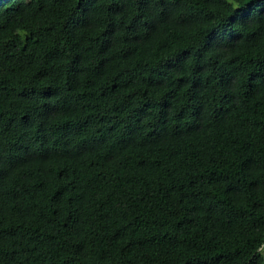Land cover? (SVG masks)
<instances>
[{
  "label": "trees",
  "instance_id": "obj_1",
  "mask_svg": "<svg viewBox=\"0 0 264 264\" xmlns=\"http://www.w3.org/2000/svg\"><path fill=\"white\" fill-rule=\"evenodd\" d=\"M0 264H264V0H0Z\"/></svg>",
  "mask_w": 264,
  "mask_h": 264
}]
</instances>
